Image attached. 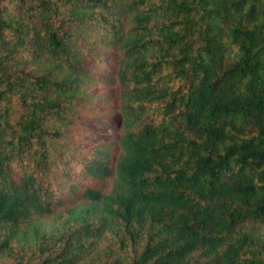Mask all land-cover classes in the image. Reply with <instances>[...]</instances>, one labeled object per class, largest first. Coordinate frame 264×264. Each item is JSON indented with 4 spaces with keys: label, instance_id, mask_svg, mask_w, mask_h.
I'll list each match as a JSON object with an SVG mask.
<instances>
[{
    "label": "trees",
    "instance_id": "obj_1",
    "mask_svg": "<svg viewBox=\"0 0 264 264\" xmlns=\"http://www.w3.org/2000/svg\"><path fill=\"white\" fill-rule=\"evenodd\" d=\"M0 264H264V0H0Z\"/></svg>",
    "mask_w": 264,
    "mask_h": 264
},
{
    "label": "rangeland",
    "instance_id": "obj_2",
    "mask_svg": "<svg viewBox=\"0 0 264 264\" xmlns=\"http://www.w3.org/2000/svg\"><path fill=\"white\" fill-rule=\"evenodd\" d=\"M99 71V69H96L95 70V72H98ZM108 85L107 86H102L101 84H98L95 88H94V90H93V92L94 93H96L95 95H97L95 98H94V104L97 106V107H100L101 105L99 104V102H100V98H102V97H98V94H103V92L104 91H106V90H108ZM76 136V135H75ZM76 138H78V136H76ZM74 140V139H73ZM106 189H108V187H106Z\"/></svg>",
    "mask_w": 264,
    "mask_h": 264
}]
</instances>
